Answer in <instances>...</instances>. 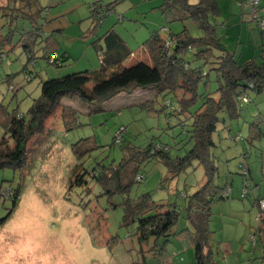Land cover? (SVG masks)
Instances as JSON below:
<instances>
[{
	"label": "rangeland",
	"instance_id": "1",
	"mask_svg": "<svg viewBox=\"0 0 264 264\" xmlns=\"http://www.w3.org/2000/svg\"><path fill=\"white\" fill-rule=\"evenodd\" d=\"M92 1L38 0L39 5L45 9L38 12L35 23L19 16L11 27L8 25L16 31L6 40L5 50H1L0 104L6 105L8 109H15L18 113H25L32 100L39 95L42 81L100 66V55L91 42L92 19L89 16ZM110 1L103 0L104 3ZM242 1L245 0H218L221 11L215 22L212 21L218 25L222 44L230 51H235L241 63L253 55L257 56V48L263 43L261 31L247 19L249 13L240 17L241 8L250 10L248 4L239 7ZM260 1L264 4V0ZM161 2L162 0H119L115 10L107 14L98 26L97 35H102L113 27L136 54L134 57H140L143 40L153 30L167 25L161 14ZM236 8L239 11L236 12ZM32 26L38 28L39 34L24 33L32 30ZM168 28L173 32L187 28L190 35H201L197 23L191 19L171 22ZM5 31L6 27L2 33ZM42 34H51L54 40L49 41L52 51L57 57L66 52L68 60H64L58 67L47 64L41 56L42 47L46 46V40H41ZM23 41L29 44L36 57H40L34 65L28 62ZM10 46L12 48L6 51ZM187 57L190 59L192 56L188 54ZM135 58L134 61L138 60ZM28 71L33 75L30 81L24 78ZM7 77L10 79H6ZM10 85L12 89H9ZM154 93L153 89H139L131 95H119L112 102L94 105L79 99L65 98L63 102L75 108L80 124L65 130L61 118L52 117L47 121L44 133L31 138L28 143L25 167L0 168V264H141L134 236L130 233L131 227H118L122 215L121 196L116 195L111 201L117 206H107L106 198L98 196L101 193L100 187L91 180L89 172L85 171L102 161H119L122 156L120 146L113 144L117 130L121 131L124 138L137 145H146L150 140L158 143L172 141L163 129L166 126L164 115L148 113L137 105L138 102L151 98ZM249 95L251 102L243 106L245 109L242 110V118L231 124L229 134L233 136L241 133L244 137L247 122L256 118L263 119L264 130V91L259 94L249 92ZM122 97V102L112 107L115 106L114 101ZM171 101L173 104L176 102L174 98ZM200 103L201 101L192 110ZM3 133L0 125V138ZM218 133L219 140L213 152L221 173L216 182L222 184L225 177L232 179V197L216 202L212 207L208 227L213 231L215 241V264H255L251 261L255 257L251 248V236L253 227L258 225V207L252 203V195L240 198L242 178L238 158L240 147L246 144V157L242 159L251 171L252 188L264 195V136L249 147L243 140H237L234 145L226 139V129L219 127ZM84 138L91 139L96 147L77 157L72 144ZM177 153L183 154L182 151ZM171 154L176 153L173 151ZM164 171L163 166L153 161L146 162L140 170L144 178L133 186L130 195L132 199H136L141 192L151 191L156 199L160 198L165 203L175 201L178 208L182 205L178 222L171 232L181 231L183 235H172L170 244L160 256L154 257L147 252L145 264H196L194 245L189 235L192 228L184 218L185 200L181 199L180 192L188 194L200 187L205 181L203 169L201 166H190L174 180H169L164 189H158L157 185ZM78 173L84 175L90 186L93 185L91 193L84 185L69 187L70 178L73 179ZM8 188L19 189L20 195L15 208L11 198L1 195ZM9 211L10 214L6 216ZM261 233L264 237V229ZM258 235L256 230V237ZM110 236L113 238L109 239Z\"/></svg>",
	"mask_w": 264,
	"mask_h": 264
},
{
	"label": "trees",
	"instance_id": "2",
	"mask_svg": "<svg viewBox=\"0 0 264 264\" xmlns=\"http://www.w3.org/2000/svg\"><path fill=\"white\" fill-rule=\"evenodd\" d=\"M248 1H242L240 5L244 6ZM118 3L119 0L107 3L93 0L90 4L91 42L100 55L98 68L42 81L39 95L32 100L25 113H18L15 109H8L6 105L0 104V125L4 130L0 138V168L25 167L28 143L31 138L44 133L47 121L52 117L61 118L65 130L80 124L75 108L63 102L65 98L79 99L94 105L112 102L119 95H131L139 89H153L154 95L137 105L148 113L164 115L166 126L163 129L172 141L158 143L150 140L146 145H137L124 138L121 131L117 130L113 144L120 146L122 156L119 161H102L85 173L89 172L91 180L100 187L101 193L98 196L105 197L110 208L117 206L111 203L114 196H121L122 215L118 227H131L130 233L134 236L141 264H145L147 252L154 257L160 256L170 244L172 235L176 237L182 234L181 231L171 232V229L177 224L183 208L182 205L178 208L175 201L165 203L160 198H154L151 191L141 192L136 199H132L130 192L133 186L144 178L140 172L141 166L153 161L165 168L157 185L158 189H164L169 180H174L190 166H201L205 177L203 184L188 194L180 192V197L185 200L184 218L192 228L189 235L194 245L196 264H215V241L208 224L214 204L232 197V179L225 177L222 184L216 182L221 172L213 150L219 140V127L226 129L225 138L234 145L237 140H243L251 147L254 141L264 136L261 118L247 122L244 137L241 133L234 136L229 134L232 122L242 118V110L245 109L243 106L251 102L249 92L259 94L264 91V28H260L256 20L249 19L248 15V21L261 31L263 43L258 47L257 56L253 55L241 63L235 51H230L222 44L218 25L212 22L220 14L217 0H162L160 10L167 25L153 30L143 40L142 50L146 52L148 60H140L139 57H134L135 53L126 40L113 27L102 35H97L98 26L107 14L115 10ZM260 8L264 10L263 7ZM41 9L45 7H41L38 0H0V58L3 57L1 50H5L6 40L16 31L8 25L11 27L19 16L35 23L34 19L39 16ZM187 19L197 23L201 35L192 36L187 28L179 32L168 28L171 22H184ZM5 27L6 31L2 33ZM24 33L39 34V30L32 26V30ZM42 39L46 40V46L42 47L41 56L47 64L58 67L64 60H68L66 52L57 57L52 51L53 47L49 42L51 34H42ZM23 47L27 50L28 62L34 65L40 57L32 53L28 43L24 42ZM11 48L12 46L8 47L6 51ZM188 54L192 56L190 59ZM134 58L138 60L134 61ZM24 76L28 81L33 78L31 71L25 72ZM9 89H12V85ZM172 98L175 99V104L171 103ZM122 100L123 97L114 101L115 106L112 107H116ZM199 101L200 105L192 110ZM90 140L84 138L72 144L77 157L96 147ZM245 146L246 144L242 145L240 153L238 152L241 158L240 161L238 158V169L242 178L240 198L245 199L250 194L252 203L258 207V225L253 227L251 236V248L255 257L251 261L264 264V237L261 233L264 229V207L260 205L264 195L251 188V171L242 159L247 153ZM173 151L176 154H171ZM180 151L183 154L177 153ZM73 177L69 181L70 188L84 185L91 193L93 185L88 184L82 173ZM1 195L11 198L13 208L16 207L19 189L8 188ZM9 214L10 211L6 216Z\"/></svg>",
	"mask_w": 264,
	"mask_h": 264
},
{
	"label": "built area",
	"instance_id": "3",
	"mask_svg": "<svg viewBox=\"0 0 264 264\" xmlns=\"http://www.w3.org/2000/svg\"><path fill=\"white\" fill-rule=\"evenodd\" d=\"M260 0H249L247 4L250 6L249 19L256 20L260 28H264V10L259 6ZM246 97H244L245 99ZM261 207H264V200L260 201Z\"/></svg>",
	"mask_w": 264,
	"mask_h": 264
},
{
	"label": "crops",
	"instance_id": "4",
	"mask_svg": "<svg viewBox=\"0 0 264 264\" xmlns=\"http://www.w3.org/2000/svg\"><path fill=\"white\" fill-rule=\"evenodd\" d=\"M218 1V0H217ZM260 4V6L261 7H263V9H264V4H262V2L260 1L259 2ZM219 4V3H218ZM220 7V6H219ZM239 7H242L241 5L239 6ZM244 7V6H243ZM232 10H233V8H232ZM248 8H246V9H244V8H241L240 9V17H241V15H243V16H247V12H248ZM221 11V10H220ZM237 11H239V9L238 8H236V12ZM241 21H243V19L241 18ZM243 25V24H242ZM243 30V29H242ZM254 31V30H253ZM247 32V34H248V31H246ZM250 33H251V31H249ZM244 33V32H243ZM256 34H257V32H256ZM240 41V40H239ZM256 47H258V43L256 44ZM258 49V48H257ZM145 51L144 50H142V52H141V54H140V57H139V59L140 60H142V59H146V60H148V57H147V54L146 53H144ZM136 54H134V56H135ZM119 102H121V101H119ZM139 103V102H138ZM251 188H252V186H251Z\"/></svg>",
	"mask_w": 264,
	"mask_h": 264
}]
</instances>
